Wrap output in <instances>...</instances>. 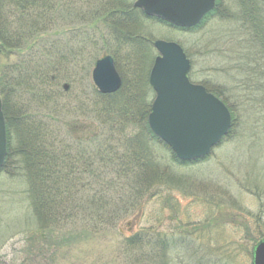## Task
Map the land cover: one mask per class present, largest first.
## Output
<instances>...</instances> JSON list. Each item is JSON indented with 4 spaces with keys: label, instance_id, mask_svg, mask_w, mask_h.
Segmentation results:
<instances>
[{
    "label": "rangeland",
    "instance_id": "obj_1",
    "mask_svg": "<svg viewBox=\"0 0 264 264\" xmlns=\"http://www.w3.org/2000/svg\"><path fill=\"white\" fill-rule=\"evenodd\" d=\"M134 2L75 0L74 9L83 14V22L63 29L77 30L80 36L87 32L105 36L106 41L96 49L92 43L85 48L87 55L76 65L85 67L82 77L60 81L69 92L68 99L78 105L81 96L93 108L96 62L104 52H112L111 56L118 52L114 43L107 44L111 35L106 24L113 19L105 17L123 10L132 16L126 30L151 42H174L184 49L192 64L191 82L216 93L228 107L232 116L229 134L208 158L183 167L171 162L172 155L161 140L163 144L153 141L151 146L142 129L116 134L117 143L126 142L128 136L143 143L140 146L145 150L139 156L157 174L152 171L151 178L145 169L140 176L144 180L127 184L129 188L118 183L111 187L119 179L106 176L103 168L94 172L93 179L76 177L74 185L80 181L86 187L76 189L66 204L56 199L54 205H58L50 208L55 226L41 218L40 195L34 197L26 174L18 169L20 127L12 126V157L0 174V264H253V249L264 239V29H258V41L252 43L256 32L245 26L248 0H222L195 31L142 18ZM251 2L264 6V0ZM158 55L154 49L153 58ZM96 115L69 113L65 119H54L87 123L105 136L109 128ZM66 133H61V140H67ZM161 172L171 182L153 184ZM37 181L39 188L41 178Z\"/></svg>",
    "mask_w": 264,
    "mask_h": 264
},
{
    "label": "trees",
    "instance_id": "obj_2",
    "mask_svg": "<svg viewBox=\"0 0 264 264\" xmlns=\"http://www.w3.org/2000/svg\"><path fill=\"white\" fill-rule=\"evenodd\" d=\"M74 2L75 0H0V94L8 138V156L0 174L6 171L12 157L10 128L20 127L17 128V133L20 134L18 146L21 160L18 169L20 173L26 174L34 197L36 193L40 195L41 204L44 206L41 218L54 223L55 226L56 219L50 208L66 204V201L72 199L76 189L84 191L86 187V184L80 181L75 186L76 177L87 181L93 179L94 172L99 170L100 173L103 168L106 176L114 175L119 179L118 182L110 183L111 187L118 183V186L120 184L129 188L127 184H140V181L144 180V177L140 176H143L145 169L148 175H153L151 178L157 174L150 165H146L144 158L139 156L141 151L145 150L140 146L143 143L131 136H128L126 142L117 143L116 134L125 135L133 129H142L146 140L151 139V146L153 141L163 144L148 126V116L153 103L149 100L154 98V92L148 82L155 60L153 42L126 30L125 26L130 25L132 16L123 10L114 11L105 17L108 20L113 19V23L106 24L111 35V42L107 41V44L114 43L118 47V55L114 53L112 56L114 55L116 67L123 79L122 88L116 94L102 95L92 87L95 96L93 108L82 100L81 96L78 105L68 99L69 92L64 91L60 81L82 77L85 67L76 65L87 55L85 48L92 43L96 49L97 45L106 41L105 36L93 37L89 32L80 36L76 35L77 30L67 32L63 29L64 25L83 22V14L75 11ZM220 2L222 0H217L215 11L207 15L200 26L181 31L202 28L216 12ZM244 8L245 26L256 32V35H253V43L258 41V29H264V6L248 0ZM141 15L142 18L150 20L142 12ZM95 19L92 17L91 21ZM151 20L167 25L157 19ZM126 49L127 51L123 52ZM111 53L104 52L102 56ZM121 63L124 64L123 69ZM69 113L76 116L95 113L98 118L103 117L109 129L103 136L101 129L96 130L90 124L80 121L67 124L54 119H65ZM64 130L67 132L65 141L60 139ZM110 130L112 134L109 133ZM163 145L172 155L171 162L176 166H186V163L177 160L169 146ZM159 168L161 170V167ZM165 169L166 167L162 171ZM160 170L158 169L159 172ZM166 174H158L159 179L156 178L153 184L171 182L167 179L171 178ZM39 178L41 181L38 188L36 181ZM172 180L174 182L176 179ZM61 189L65 194L63 197ZM56 199L60 201L54 205Z\"/></svg>",
    "mask_w": 264,
    "mask_h": 264
},
{
    "label": "water",
    "instance_id": "obj_3",
    "mask_svg": "<svg viewBox=\"0 0 264 264\" xmlns=\"http://www.w3.org/2000/svg\"><path fill=\"white\" fill-rule=\"evenodd\" d=\"M216 0H136L134 9L173 28L198 27L213 12ZM158 56L149 76L155 98L148 116L151 132L171 148L181 162L207 158L229 134L232 116L227 106L205 87L189 79L191 62L174 42H154ZM92 80L102 95L117 93L122 79L115 61L105 56L96 62ZM7 129L0 97V171L4 167ZM253 264H264V239L253 249Z\"/></svg>",
    "mask_w": 264,
    "mask_h": 264
}]
</instances>
